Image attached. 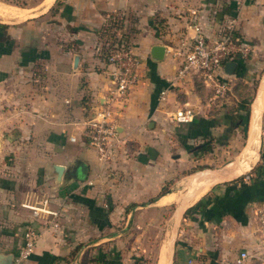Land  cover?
Masks as SVG:
<instances>
[{"label": "crops", "instance_id": "crops-1", "mask_svg": "<svg viewBox=\"0 0 264 264\" xmlns=\"http://www.w3.org/2000/svg\"><path fill=\"white\" fill-rule=\"evenodd\" d=\"M49 3L23 21L0 19V264H14L28 227L39 237L23 264H146L144 233L130 230L138 224L135 213L158 217L156 223L147 218L141 229H164L170 206L175 208L164 264H231L243 250L256 255L245 264H264L257 217L264 207V0L241 6L238 0ZM112 12L127 16L134 30L131 49L144 74L117 109L122 142L102 163L84 132L112 86L96 48ZM233 17L253 53L237 61L233 74L224 68L221 75L227 74L232 87L258 84L255 98L240 105L247 117L242 124L233 122L227 103L211 102L191 78H178L183 57L177 53L197 35L196 26L216 38ZM155 45L166 47L161 61L152 57ZM187 107L194 111L191 122L172 119ZM208 137L214 138L213 151L196 150ZM235 150L233 157L247 163L244 175L257 173V180L213 179L194 198L199 187L181 206L189 210L181 228L176 210L192 177L182 179L221 167L212 160ZM54 165L65 166L61 181ZM170 195L175 199L165 200ZM45 198L59 219H39L25 206Z\"/></svg>", "mask_w": 264, "mask_h": 264}, {"label": "built area", "instance_id": "built-area-1", "mask_svg": "<svg viewBox=\"0 0 264 264\" xmlns=\"http://www.w3.org/2000/svg\"><path fill=\"white\" fill-rule=\"evenodd\" d=\"M249 0H238L239 6ZM197 35L192 39H185L177 54L183 57L178 70V78H191L194 83L200 85L206 92L208 99L222 105L232 90L230 80L224 73L225 64L230 61L248 59L253 53L252 45L245 39L238 28V19L233 17L230 23L226 24L216 38H210L203 33L199 25L196 26ZM127 30H118L117 35L123 37L119 48L114 51L107 61L108 75L111 78L112 86L104 96L98 107L86 122L84 132L86 140L93 145L102 163L111 160L114 152L121 144L117 129V109L124 104L129 92L143 79L141 60L131 49V45L123 36ZM99 55L103 53V43L97 45ZM167 90L161 93V99H166ZM174 121L180 124L189 123L193 120L194 111L192 108H181L171 116ZM72 140H75L72 137ZM257 173H247L243 179L247 182H255ZM33 210L34 216L49 219L50 222L59 219L60 212L50 207V199L45 198L34 204H25ZM48 216V217H47ZM257 217L259 230L264 237V207L258 209ZM38 231L28 227L25 232V241L20 248L14 264H23L34 252ZM256 255L248 250H243L234 260L233 264H245Z\"/></svg>", "mask_w": 264, "mask_h": 264}, {"label": "rangeland", "instance_id": "rangeland-1", "mask_svg": "<svg viewBox=\"0 0 264 264\" xmlns=\"http://www.w3.org/2000/svg\"><path fill=\"white\" fill-rule=\"evenodd\" d=\"M40 0H0L2 8H0V19L13 21V20H24L28 16L32 15L33 13H39L40 11L46 9L48 5L50 4V0H46L42 6L31 9V6H36ZM4 6V7H3ZM8 6V7H7ZM6 7V8H5ZM16 8V9H15ZM253 84H245L243 82H240L235 87H232V90L230 94L228 95V98L224 100V103H227V109L230 114L234 113V115H238V113L241 114L240 105L243 103V99L247 98L248 102L251 101V99L255 98L256 90H257V81L255 80L252 82ZM200 89H203L198 86ZM223 103V104H224ZM244 114V112H243ZM237 138V137H235ZM241 141H243V137L240 138ZM236 142L233 141V145ZM234 147H237L236 145ZM233 149V148H232ZM236 154V150L232 151L228 154L223 155V157L219 158L216 157V160L213 161V166H218L221 164V166L225 165L226 163L235 160L233 156ZM211 161V160H210ZM208 165V164H207ZM199 167V166H198ZM168 188V187H167ZM188 190V189H187ZM204 192V191H203ZM185 191L181 194H184ZM200 195V194H199ZM173 195L171 197L174 198ZM175 199V198H174ZM174 206H170L164 213L165 216V227L164 229L158 228V226H150L149 228L141 229L140 225L148 219H151L153 222H157V215L150 214L148 212L141 213L136 212L135 219L138 221L137 225H134L133 229H130L132 233L136 232L135 234H138V232L144 233L142 243H145V249H147L148 258L146 260V264H156L158 255L161 254L162 250L164 251L167 249L166 246L169 243L171 235V225L172 223L171 218L173 217L174 213ZM138 213V214H137ZM187 216V213L183 214L179 218V224L180 227L183 228L185 224V218ZM157 225V224H156ZM139 226V227H138ZM256 257V256H255ZM253 259V258H252ZM233 264V263H231Z\"/></svg>", "mask_w": 264, "mask_h": 264}, {"label": "trees", "instance_id": "trees-1", "mask_svg": "<svg viewBox=\"0 0 264 264\" xmlns=\"http://www.w3.org/2000/svg\"><path fill=\"white\" fill-rule=\"evenodd\" d=\"M55 10L56 9L53 8V11ZM126 21L128 24H126ZM129 26L130 24L129 21L127 20V16L121 12H112L106 15L105 24L99 32V43L100 42L103 43V53L102 55H100L103 61H107L108 57L114 51H116L121 44L123 37L117 35L118 30L120 29L127 30V32H125L123 36L126 37V40L129 43V45H132L134 30L132 28H129ZM241 104L246 106L244 102ZM86 107H89L88 100L86 101ZM231 116L235 124H242V121L247 118L246 116L242 117L240 113H238V115H234V113H231ZM213 143H214V138L208 137L207 140H205L203 143L195 147V149L200 150L202 153H209L213 151L214 148ZM203 167L205 166L202 165L196 168H203ZM166 190L167 187L165 186L162 192H165ZM186 213L188 214L189 210Z\"/></svg>", "mask_w": 264, "mask_h": 264}, {"label": "water", "instance_id": "water-1", "mask_svg": "<svg viewBox=\"0 0 264 264\" xmlns=\"http://www.w3.org/2000/svg\"><path fill=\"white\" fill-rule=\"evenodd\" d=\"M165 53H166V47L163 45H155L152 49V52H151L153 59L156 61L163 60L165 57ZM78 62H79V56H76L75 66L78 65ZM237 66H238V63L236 61H230V62H227L225 64V69L229 74H233L235 72ZM80 165H81V163H80ZM246 166H247V163L245 161H239V160L235 159V160H232V161L226 163L225 165H223L219 168L200 169L196 172L191 173L187 177L183 178L182 181H184L186 178L199 176L200 174H208L210 179H217V178L221 179L222 176L229 175V177L223 178L221 180L218 179L214 183L233 181V180H237V179H240V178L245 176L244 174H245V171L247 169ZM54 169L57 172L58 181H61V178L65 172V166L54 165ZM189 194L190 193L187 191L185 194L181 195L182 197H181L180 203L178 205V208L176 210V217L180 218V216H182L183 214H185L187 212V211L183 212V210L186 206L181 210V204H183V202H185L190 197ZM11 259H12V257H11Z\"/></svg>", "mask_w": 264, "mask_h": 264}, {"label": "bare ground", "instance_id": "bare-ground-1", "mask_svg": "<svg viewBox=\"0 0 264 264\" xmlns=\"http://www.w3.org/2000/svg\"><path fill=\"white\" fill-rule=\"evenodd\" d=\"M4 7V6H3ZM8 7V6H7ZM0 8H2V6H0ZM6 8V7H5ZM16 9V8H15ZM260 99H261V97H260ZM259 100V99H258ZM259 102V101H258ZM227 177H229V175H227V176H222L221 177V179H223V178H227ZM219 178H217V179H214V180H218ZM221 179H219V180H221ZM212 180L213 179H210L209 178V176H208V174H200L199 176H196V177H192V180H190L191 181V183H190V189L188 190V192L190 193L189 194V198L188 199H191L194 195H195V192H196V190L199 188V187H202L203 189L200 191V192H197V194L194 196V198L196 197L197 198V196L199 195V194H201L205 189H207V187H208V185L212 182ZM205 186V187H204ZM173 195H170V196H168V197H166L165 198V200H171V197H172ZM175 198V197H174ZM174 198H172V199H174ZM187 199V200H188ZM181 206H183V204L181 205ZM165 252H166V250H165ZM165 252L163 251L162 252V263L161 264H164L165 263V261L167 260L166 258L168 257L166 254H165ZM167 256V257H166Z\"/></svg>", "mask_w": 264, "mask_h": 264}]
</instances>
